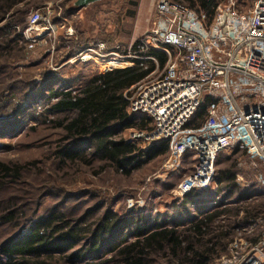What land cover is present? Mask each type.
<instances>
[{
	"label": "rangeland",
	"instance_id": "374dc122",
	"mask_svg": "<svg viewBox=\"0 0 264 264\" xmlns=\"http://www.w3.org/2000/svg\"><path fill=\"white\" fill-rule=\"evenodd\" d=\"M76 1L25 0L18 3L13 12L18 21H25L31 13L46 8H50L52 18L63 16L65 12V27L78 35L77 40L47 38L34 49L16 41L0 50V164L12 167L16 174L14 177L0 174V216H15L8 224L0 221V248L3 243L19 237L21 232H27L32 222L55 207L72 218L76 226L81 225L79 220L87 216L85 226H92V230H96L101 217L107 212L116 214L118 218L142 215L147 221L163 216L172 212L171 208L177 201L172 191L191 172L190 157L185 158L179 175L165 181L155 178L161 172L165 161L163 156L143 165L129 177L105 167L93 156L74 164H62L58 160L56 153L63 145L65 135L56 124L63 118L72 117V114L45 116L46 105L43 103L46 98L32 101L30 94L40 92L43 85L53 90L59 87L77 89L95 73L129 66V59L125 56H128L130 47L152 28L157 3V0H103L76 11ZM255 1L235 0L234 5L247 11ZM132 2L136 5L133 6ZM64 29L59 28L60 35ZM14 31L17 33L18 28ZM96 41L104 42L107 52L112 51L117 56L110 60L99 59L89 52L83 53L89 42ZM78 49L83 53L82 59L61 67L63 58L69 52L76 55ZM170 53L176 55L175 52ZM163 70L155 69L147 79L158 77ZM56 81L58 84L54 88ZM47 120H51L50 123ZM127 134L122 132L120 137L126 138ZM137 148L145 152L150 146L137 145ZM85 149L83 151L88 153L92 151L87 147ZM244 153L235 157L229 152L222 153L218 165H215V173L236 165L237 184L252 192L253 196L242 206L245 213L247 210L256 211L257 215L253 218L255 224L251 228L252 223L241 221L243 213L238 217L241 221L239 230L236 229L232 235L233 239L241 237L249 242L260 235L257 224L264 218V187L256 186L255 182L258 172L264 174V165L251 163ZM253 186L258 188L251 189ZM215 189L216 186L211 185L205 195H213ZM226 220L233 222V218ZM244 230L252 234L248 235ZM91 245L92 240L87 236L74 252L55 255L59 263L56 260L51 264H99L109 258L104 248L89 254ZM75 255L80 257L75 258ZM157 260L158 264H168L165 259ZM0 264H6L1 255ZM210 264H215V261Z\"/></svg>",
	"mask_w": 264,
	"mask_h": 264
},
{
	"label": "trees",
	"instance_id": "16d2710c",
	"mask_svg": "<svg viewBox=\"0 0 264 264\" xmlns=\"http://www.w3.org/2000/svg\"><path fill=\"white\" fill-rule=\"evenodd\" d=\"M22 1L25 0H0V50L10 47L16 41L28 46L21 34L14 31L16 28L22 31L27 25V20L15 19L13 12ZM174 1L203 16L205 23L210 24L217 6L226 0ZM132 5L136 4L132 2ZM55 18L54 16L52 21ZM139 45L140 40L128 50L135 54V58L128 60V67L95 73L77 89L59 87L53 90L42 84L40 92L30 94L32 101L46 98L47 101L43 103L46 105L45 116L72 114V117L63 118L56 124L57 129L62 130L65 135L63 145L56 153L62 164L85 162L86 157L93 156L103 162L105 167L129 177L158 157L166 159V142L151 145L144 152L136 144L127 143L125 138L120 137L122 132L150 128L147 117L129 115L127 98L135 85L145 80L155 69L163 70L168 62L166 53L151 49L139 52ZM80 52L78 49L77 54ZM170 52L174 53L173 50ZM125 53L126 51L123 55ZM76 55L69 52L66 57ZM141 58H153L155 61ZM57 84L56 81L53 87ZM205 115L206 109L203 107L187 128L200 127ZM47 121L50 123L51 120ZM86 147L92 150L91 153L83 151L87 150ZM243 153L235 149L231 154L235 157ZM235 167L236 165L215 173L212 185L216 189L213 195L191 192L182 200L176 201L171 208L172 212L148 221L142 215L118 218L116 214L107 212L101 217L96 230H92V226H85L87 216L79 220L83 226H76L72 218L55 207L32 222L27 232H21L16 239L3 243L0 255L6 264H51L57 260L55 255L74 252L75 247L89 236L92 240L89 254L98 253L103 248L107 251L109 258L99 264H158V258L165 259L168 264L216 263L235 240L232 235L236 229L239 230L241 221L252 223V228L255 224L253 218L257 215L252 210L244 212L243 203L253 195L249 189L237 184L238 173ZM0 174L3 177L16 175L12 167L1 164ZM256 186L251 189L259 187ZM243 213L241 221L238 220ZM4 215L0 216L3 223L8 224L14 220L13 214ZM227 218H233V222H226ZM244 232L247 233L246 230ZM247 234L251 235L252 232ZM259 238L260 235L249 242L255 243Z\"/></svg>",
	"mask_w": 264,
	"mask_h": 264
},
{
	"label": "built area",
	"instance_id": "2783aa9c",
	"mask_svg": "<svg viewBox=\"0 0 264 264\" xmlns=\"http://www.w3.org/2000/svg\"><path fill=\"white\" fill-rule=\"evenodd\" d=\"M234 1L219 4L206 24L203 16L183 4L157 0L152 28L140 39L139 52H164L168 62L161 75L130 90L129 115L147 117L150 128L129 131L125 140L168 144L155 177L161 181L179 175L185 158L192 159L191 172L172 191L176 200L211 189L222 153L238 149L251 163L264 165V0H256L247 11L237 9ZM52 16L50 8L31 13L26 27L18 29L28 49L56 36ZM86 52L99 59L113 60L115 55L101 41L89 43ZM127 55L126 59L135 58L131 52ZM203 107L201 126L187 129ZM255 182L263 188L264 174L258 172ZM257 226V242L235 239L215 264H264V220Z\"/></svg>",
	"mask_w": 264,
	"mask_h": 264
},
{
	"label": "crops",
	"instance_id": "0c3cea01",
	"mask_svg": "<svg viewBox=\"0 0 264 264\" xmlns=\"http://www.w3.org/2000/svg\"><path fill=\"white\" fill-rule=\"evenodd\" d=\"M88 7V6H87ZM86 8V7H85ZM82 9H84V8H82ZM82 9H78L77 7H76V11L78 10V11H80V10H82ZM65 17H67L66 16V13L64 12V15L63 16H61V15H58V17H56L55 19H53V23L56 25V36H55V38L57 37V39L59 38V39H63V40H65V41H72V40H77V38H78V35L77 34H75L73 31H72V29L71 28H66L65 26H66V23H67V20L66 19H64ZM60 27H62L63 29H64V32H63V34H59V28ZM63 35V36H62ZM90 43V42H89ZM88 43V44H89ZM87 44V45H88ZM82 55H78L77 57H64L63 58V62H62V64H61V67H66V66H69L70 64H72L73 63V61L75 60V61H77L78 59L79 60H81L82 58ZM74 61V62H75Z\"/></svg>",
	"mask_w": 264,
	"mask_h": 264
},
{
	"label": "water",
	"instance_id": "95a60500",
	"mask_svg": "<svg viewBox=\"0 0 264 264\" xmlns=\"http://www.w3.org/2000/svg\"><path fill=\"white\" fill-rule=\"evenodd\" d=\"M101 1H103V0H77L75 2V6L78 9H82V8H85V7L89 6V5H92V4L101 2Z\"/></svg>",
	"mask_w": 264,
	"mask_h": 264
}]
</instances>
